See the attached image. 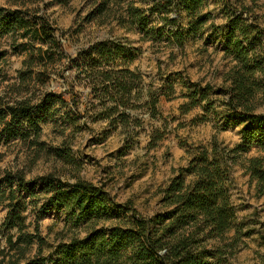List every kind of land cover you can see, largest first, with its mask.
<instances>
[{"label":"trees","instance_id":"1","mask_svg":"<svg viewBox=\"0 0 264 264\" xmlns=\"http://www.w3.org/2000/svg\"><path fill=\"white\" fill-rule=\"evenodd\" d=\"M71 1L6 0V5H0V40L13 36L21 41L17 52L27 53L22 61L27 68L23 78L26 74L31 77L34 68L45 71L65 57L57 53L61 44L47 11L54 4L66 6ZM149 1L143 9L131 0H96L84 20L109 19L127 31H140L143 39L152 30L148 13L161 15L165 24L179 28L184 17L188 33L197 32L206 22L201 14L204 0ZM233 4L223 34L224 56L233 63L224 79L225 99L217 107L208 101L204 109L221 129L241 125L239 144L228 149L213 140L209 147H198L181 175L161 188L158 209L149 216L139 214L129 202L116 204L102 187L87 181L67 182L46 174L26 183L21 172H5L0 177V206L6 215L0 229L3 235L14 234L6 238L9 259L2 264H229L241 231L230 197V172L232 165L252 149L259 155L246 159L243 167L257 194L264 196V114L256 113L264 96V52L260 48L264 26L254 14L247 18L250 9L243 0ZM171 15L177 18L171 19ZM173 36L180 45L183 33ZM126 52L119 41L103 40L68 57L66 69L75 68L74 80L82 81L89 91L88 97L81 99L72 86L68 94L74 108L86 102L83 111L92 122L105 120L114 129L122 126L135 130L140 121L133 112L147 107L155 115L158 97L153 94L148 102L139 104L142 80L130 69L131 57ZM43 71L37 73L41 83L48 78ZM192 87L187 96L190 102L180 106L184 113L205 102L211 90L208 85ZM169 89L172 91L171 86ZM54 103L68 105L62 95L53 92L46 93L39 104L29 100L1 104L0 143L13 136L31 137L32 146L43 152L44 144L39 141L43 116L38 113L42 105L48 109ZM45 151L66 164L74 162L65 141ZM37 186L49 193L42 210L61 206L71 229L85 227L83 237L52 246L39 236L37 225L32 233L26 232L23 213L27 202L22 195L35 197ZM34 245L36 253L26 258ZM0 254L3 256L4 251Z\"/></svg>","mask_w":264,"mask_h":264},{"label":"rangeland","instance_id":"2","mask_svg":"<svg viewBox=\"0 0 264 264\" xmlns=\"http://www.w3.org/2000/svg\"><path fill=\"white\" fill-rule=\"evenodd\" d=\"M95 1L73 0L66 6L54 4L49 8V19L61 44L57 53L65 57L45 71L34 68L31 77L28 74L27 78L22 77L27 69L22 64L27 53L17 52L21 41L13 36L0 40V105L20 100L39 104L46 93L62 95L67 106L54 103L48 109L42 105L39 110V116H43L39 141L47 151L65 141L74 161L66 164L45 150L39 152L32 146L31 137H8L0 143V177L5 172H21L26 183L46 174H54L67 182L87 181L102 187L116 204L129 202L139 214L149 216L158 209L161 188L181 175V169L187 166L198 147H209L215 140L220 147L230 149L240 142L241 125L221 129L218 121L206 115L204 109L208 101L217 107L225 99L224 79L233 63L224 56L223 34L227 15L237 0L230 3L204 0L201 14L206 22L195 33H188L183 16L179 28L165 24L161 15L148 13L152 30L145 39L140 31H127L109 19L103 20L104 23L99 19L86 23L84 19L94 8ZM131 1L143 9H147L146 4L150 2ZM243 1L250 9L247 18L250 20V15L254 14L264 26V0ZM0 5H6V0H0ZM175 32L183 33L180 45L173 40ZM103 40L119 41L125 46L126 56L131 57L130 69L142 80L139 104L148 102L153 94L158 97L155 115L147 107L133 112L140 121L135 130L122 126L114 129L105 120L92 122L83 111L86 102L76 108L72 106V97L68 94L72 86L81 99L87 98L89 91L82 81L74 80L75 68L66 69L68 57H75L80 50ZM260 40L264 52V34ZM39 71L48 77L44 83L37 77ZM193 84L198 89L208 85L211 90L205 102L184 113L180 106L190 102L187 96ZM73 101L78 102V99ZM258 104L256 113L264 114V96ZM258 155L259 152L252 149L231 167L230 197L241 231L228 258L229 264H264V196L257 194L254 182L243 167L246 159ZM185 180L190 178L185 177ZM35 191L33 198L22 195L27 202L23 213L28 225L26 232L32 233L37 225L39 236L52 246L84 236L85 227L74 230L66 223L65 209L61 206L42 210L49 193L41 186ZM5 215L6 209L0 206V226ZM13 234L14 231L3 235L0 229V253L4 251L3 256L0 254V264L9 259L6 238ZM35 253L36 245L25 256L30 258Z\"/></svg>","mask_w":264,"mask_h":264}]
</instances>
